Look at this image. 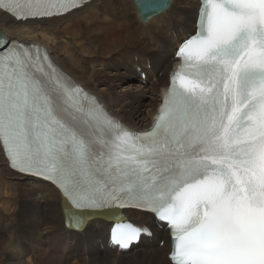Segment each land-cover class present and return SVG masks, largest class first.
<instances>
[{"label":"snow or ice","instance_id":"1","mask_svg":"<svg viewBox=\"0 0 264 264\" xmlns=\"http://www.w3.org/2000/svg\"><path fill=\"white\" fill-rule=\"evenodd\" d=\"M89 5L0 0V15L42 23ZM196 23L142 133L46 51L0 35V151L60 190L73 228L135 210L168 229L172 264H264V0H198ZM145 232L121 216L111 239L127 248Z\"/></svg>","mask_w":264,"mask_h":264},{"label":"bare ground","instance_id":"2","mask_svg":"<svg viewBox=\"0 0 264 264\" xmlns=\"http://www.w3.org/2000/svg\"><path fill=\"white\" fill-rule=\"evenodd\" d=\"M197 10L198 0H172L171 10L146 23L136 0H93L42 23L0 15V35L46 48L58 68L108 113L129 129L143 130L169 84L177 39L195 29ZM121 216L150 227L153 237L119 251L109 243V231ZM167 234L151 215L132 210L92 217L73 228L57 188L13 171L0 151V264H170Z\"/></svg>","mask_w":264,"mask_h":264},{"label":"rangeland","instance_id":"3","mask_svg":"<svg viewBox=\"0 0 264 264\" xmlns=\"http://www.w3.org/2000/svg\"><path fill=\"white\" fill-rule=\"evenodd\" d=\"M142 76H143V75H142ZM143 78H144V76L142 77V79H143ZM143 80H144V79H143ZM145 80H146V79H145ZM145 86L147 87V85H145ZM2 239L5 240V239H6V236L3 237ZM2 239H1V240H2ZM159 245H160L161 247L164 246V245H163V242H160ZM45 247H46V246H45ZM47 252H48V254H49L50 256L55 257V258L57 257V255L54 253V251L49 250V251H47ZM100 253H101V252H100ZM85 258H86V259H89L88 256H85Z\"/></svg>","mask_w":264,"mask_h":264},{"label":"water","instance_id":"4","mask_svg":"<svg viewBox=\"0 0 264 264\" xmlns=\"http://www.w3.org/2000/svg\"><path fill=\"white\" fill-rule=\"evenodd\" d=\"M115 222H118V221H115Z\"/></svg>","mask_w":264,"mask_h":264}]
</instances>
